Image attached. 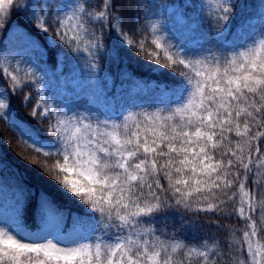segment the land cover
<instances>
[{
  "label": "snow or ice",
  "instance_id": "6c2138e0",
  "mask_svg": "<svg viewBox=\"0 0 264 264\" xmlns=\"http://www.w3.org/2000/svg\"><path fill=\"white\" fill-rule=\"evenodd\" d=\"M242 7V0H183L179 7L0 0V32L20 29L11 47H0V79L8 85L0 86V118L17 126L13 98L36 90L31 116L49 119L51 139L21 136L45 158L40 167L57 191L81 206L70 212L51 193L33 190L29 226L27 200L0 204V264H264V0L233 27ZM16 17L43 33L47 47L13 24ZM165 17L196 27L177 35ZM205 22L208 29L197 31ZM58 42L68 52L56 53L57 67L78 68L83 58L90 82L111 75L101 59L116 64L120 94L94 87L49 102L44 64ZM128 49L149 71L169 70L170 82L120 67ZM131 89L152 98L128 103ZM31 100L25 93L20 102ZM233 217L245 227L225 254L205 229L235 237L221 223Z\"/></svg>",
  "mask_w": 264,
  "mask_h": 264
},
{
  "label": "trees",
  "instance_id": "16d2710c",
  "mask_svg": "<svg viewBox=\"0 0 264 264\" xmlns=\"http://www.w3.org/2000/svg\"><path fill=\"white\" fill-rule=\"evenodd\" d=\"M145 7L151 3H160L161 0H141ZM164 3L174 4L179 7L183 0H163ZM257 0H242L243 7L238 11L236 19L233 21V27L239 22L241 15L245 12H252ZM171 11V9H170ZM190 15L192 13H189ZM165 26L173 33L177 35L183 34L185 37L189 35V27H196V22H189L187 20L177 22V19L173 17L168 19L165 17ZM255 22V20H254ZM13 24H19L22 28L26 29L32 36L36 37L41 44L47 47L45 43V35L37 32L34 28L24 23L18 17L14 18ZM208 23L205 22L199 26L197 31H206L208 29ZM11 25L6 26L2 32H0V47L7 44L11 47L16 40V34L20 31L19 28L12 29L9 34V28ZM140 36H135L137 41ZM61 52L67 54L68 50L63 45L57 43V47L49 49L47 54V63L44 67L47 70V76L45 77V89L50 98L49 102L55 100L57 103L60 101H70L77 99V94L84 95L90 93L94 87L103 88L110 95L120 94L119 85L121 84L120 78L117 76L118 68L116 64L109 66L106 58L101 59L102 68L111 72V75L94 78L91 82L89 77L91 73L87 71V62L85 59L78 61L79 67H75L71 63L65 62L61 67H57L56 53ZM122 55L124 53L122 52ZM139 62V63H137ZM147 61L144 60L136 49H128L127 56L123 60L120 67L127 65L128 69L138 77H142L148 80H156L163 82H170L171 77L168 74L167 69L163 73H153L149 71L144 65ZM115 78V79H114ZM114 79V83H113ZM107 81V82H105ZM126 84L128 82H125ZM0 86L7 88V83L0 79ZM25 93L32 96V100L28 103L27 107L22 106L21 100ZM152 98V94L149 92H139L135 89L130 90V95L124 96V99L128 103L142 101L147 102ZM37 101V92L34 89L25 88L23 92H17L12 100V118L17 126H13L6 119L0 118V204H4L7 201L8 204H14L17 200L21 204L27 200L28 208L26 209V220L29 226H32V213L35 207V197L31 195L32 191L44 190L51 193L57 201L60 202L61 207L67 209L70 212H80L81 206L71 197L65 196L63 193L58 192L56 187L53 186L48 175L45 174L40 164L44 162V157L35 153L30 147L29 142L21 136V132L27 136L31 133L34 136H38L41 139H51L48 136L47 128L49 125V119L41 121L40 117H32L31 111ZM106 111L110 109H105ZM32 161H36L33 164ZM249 189L252 185L249 183ZM201 220L211 219L215 220L216 216H204L201 215ZM221 223L224 225H230L237 230L236 236L232 237L230 232L225 228L217 229L215 227L205 229V231L212 235L220 244L221 250L227 254L229 244L242 236L240 229L245 226L242 221L237 218H222ZM178 224V222H177ZM172 221H169V228L173 227ZM33 231L35 228L33 227ZM187 242L191 243V238L186 237ZM224 264H229V261H225Z\"/></svg>",
  "mask_w": 264,
  "mask_h": 264
}]
</instances>
